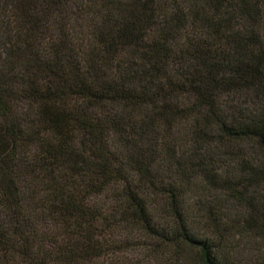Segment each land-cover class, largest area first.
Here are the masks:
<instances>
[{
  "label": "trees",
  "instance_id": "trees-1",
  "mask_svg": "<svg viewBox=\"0 0 264 264\" xmlns=\"http://www.w3.org/2000/svg\"><path fill=\"white\" fill-rule=\"evenodd\" d=\"M264 264V0H0V264Z\"/></svg>",
  "mask_w": 264,
  "mask_h": 264
},
{
  "label": "rangeland",
  "instance_id": "rangeland-1",
  "mask_svg": "<svg viewBox=\"0 0 264 264\" xmlns=\"http://www.w3.org/2000/svg\"><path fill=\"white\" fill-rule=\"evenodd\" d=\"M144 251V250H143ZM143 251L133 250L127 255L129 259L125 256H121V258L116 259L114 256L112 259L107 258V264H158L159 259L155 257L149 256V254L144 253Z\"/></svg>",
  "mask_w": 264,
  "mask_h": 264
}]
</instances>
